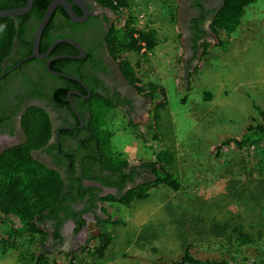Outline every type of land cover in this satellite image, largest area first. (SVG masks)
Listing matches in <instances>:
<instances>
[{
  "label": "rangeland",
  "instance_id": "obj_1",
  "mask_svg": "<svg viewBox=\"0 0 264 264\" xmlns=\"http://www.w3.org/2000/svg\"><path fill=\"white\" fill-rule=\"evenodd\" d=\"M126 3L116 13L117 29L123 34L154 32L155 38L151 51L127 59L143 91L150 83L162 88L164 96L158 93L154 100L158 122L145 134L128 125L126 117L116 118L108 127L110 148L131 165L142 166L162 153H173L168 169L180 189L158 185L144 200L127 206L104 203L105 213L118 221L99 226L110 236V245L102 259L85 251L75 254L74 262L179 264L187 256L200 262L264 264V145L248 153L232 144L223 146L228 139H241L253 121L261 122L264 0L245 8L237 30L220 37L225 51L217 47L214 35L198 52L191 51L190 59L184 50L179 1ZM192 62L195 69L186 77L185 68ZM239 234L250 241L240 245ZM36 239L30 244L24 235L0 255V264H32L41 250Z\"/></svg>",
  "mask_w": 264,
  "mask_h": 264
},
{
  "label": "flooded vegetation",
  "instance_id": "obj_2",
  "mask_svg": "<svg viewBox=\"0 0 264 264\" xmlns=\"http://www.w3.org/2000/svg\"><path fill=\"white\" fill-rule=\"evenodd\" d=\"M62 1L82 21L71 20L62 6L56 7L49 19L50 37L55 39L42 53L39 45L40 55L55 45L52 52L45 58L25 61L31 54L22 58L16 46L12 59L3 64L10 67L0 78V154L25 141L21 121L29 108L43 110L49 119L50 139L31 156L57 171L68 190L56 219L45 222L48 237L42 250L50 255L84 251L90 239L99 235V226L109 220L104 203L110 202L104 200L108 196L121 200L130 190L155 178L145 166L115 163L113 159L125 160L106 155L107 151L115 153L110 146L101 149L97 141L96 133L110 134L109 125L119 116L145 134L154 122L156 107L149 88L143 91L138 82L132 83L123 58L111 52L120 31L114 10L98 0ZM177 1L184 50L199 51L206 39L214 37L210 25L221 2ZM141 47L146 52L143 43ZM31 61L36 63L27 65ZM99 112L116 116L95 127L101 119L93 114Z\"/></svg>",
  "mask_w": 264,
  "mask_h": 264
},
{
  "label": "trees",
  "instance_id": "obj_3",
  "mask_svg": "<svg viewBox=\"0 0 264 264\" xmlns=\"http://www.w3.org/2000/svg\"><path fill=\"white\" fill-rule=\"evenodd\" d=\"M100 4L109 6L116 13L127 7L126 0H98ZM52 0H33L31 11L21 17L0 18V75L10 66L3 64L7 60H11L15 47L21 49V57L24 58L32 53V41L34 33L39 23L42 21L47 7ZM220 8L212 19L210 25L211 32L219 38V47L226 50V42L220 40L222 35L228 37L235 32L240 25L241 18L245 8L253 5L257 0H220ZM26 5L25 0H0V11L7 9H18ZM52 21L45 27L40 40V53L46 51L55 38L50 37ZM134 35H137L134 38ZM115 44L112 45L111 52L119 58H123L124 65L129 71L132 78L131 82L135 83L139 80L134 78V70L127 56L139 53L145 45L146 51H151L155 47L154 32L129 30L127 34H123L120 30L115 37ZM204 46V44L202 45ZM35 60V59H34ZM36 63L31 61L27 65ZM15 65V64H12ZM152 92L151 95L155 100L156 97L164 96L163 89L152 84L147 85V89ZM160 93V95H158ZM165 106V105H164ZM159 107V106H157ZM159 109H157L158 111ZM261 122L253 121L246 129L241 139H228L223 142V146L233 145L238 151L248 153L250 150L259 145H264V111H258ZM101 120H96L97 125L105 124V121H111L116 114L99 112L93 114ZM158 116L154 117L156 126ZM94 124V123H93ZM147 128V131L153 130V127ZM21 127L25 134V141L13 148L5 150L0 154V255H4L6 251L13 249L17 243L27 235L31 244L37 240V248L41 247L32 264H79L74 262L73 256L78 253L54 254L55 259H49L46 253H43L42 247L47 239V231L45 222L49 219H56V214L61 206L67 201L66 185L60 174L40 163L32 156L33 150L43 148L49 141L51 136V128L47 114L37 108H29L22 117ZM98 131V129H96ZM97 136V141L101 143V149H109L110 134L104 133ZM99 136V137H98ZM118 157V155L109 153L106 155ZM115 163H123L127 166L126 161H117ZM174 163L173 153L160 154L155 162L145 164L143 166L151 169L154 180L137 189L130 190L125 197L117 200L113 196H108L104 201L110 203L118 202V204L127 206L132 201L144 200L148 191L158 185H165L174 192L180 189L178 180L170 173L168 169ZM110 226H115L118 221L109 217L106 222ZM219 233L220 229H215ZM94 245L88 246L82 252H89L96 255L98 259H102L105 251L110 245V236L105 231H100L98 236L92 238ZM238 242L240 245L247 244L250 239L248 236L239 234ZM179 264H229L225 261L216 262H200L185 256Z\"/></svg>",
  "mask_w": 264,
  "mask_h": 264
},
{
  "label": "water",
  "instance_id": "obj_4",
  "mask_svg": "<svg viewBox=\"0 0 264 264\" xmlns=\"http://www.w3.org/2000/svg\"><path fill=\"white\" fill-rule=\"evenodd\" d=\"M25 1H26V5L22 8L7 9V10L0 11V18H6V17L14 18V17H21L24 15H27L33 7V0H25ZM58 6H62L65 9V11L67 12L71 20L76 21V22L82 21V19L73 16V14L71 13L70 6L67 2L62 1V0L51 2V4H49V6L47 7L45 14L43 15L42 21L39 23L38 27L36 28L33 41H32V53L25 61L34 59V58H45L52 52V49L54 48L55 45H53L46 54L40 55L39 45H40L41 36L45 29V26L49 22L51 15L53 14L56 7ZM49 72L52 73L51 71ZM2 76L3 75H0V78H2Z\"/></svg>",
  "mask_w": 264,
  "mask_h": 264
},
{
  "label": "crops",
  "instance_id": "obj_5",
  "mask_svg": "<svg viewBox=\"0 0 264 264\" xmlns=\"http://www.w3.org/2000/svg\"><path fill=\"white\" fill-rule=\"evenodd\" d=\"M195 51H197V50H195ZM185 54L187 55V59L192 58V52L191 51L190 52H185ZM194 69H195V64L192 62L190 64L189 68H185V71H186L185 76L187 77L190 74V72L194 71Z\"/></svg>",
  "mask_w": 264,
  "mask_h": 264
}]
</instances>
